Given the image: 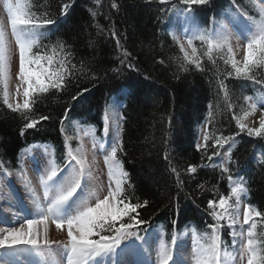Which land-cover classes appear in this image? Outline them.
Returning <instances> with one entry per match:
<instances>
[{"label": "snow or ice", "instance_id": "1", "mask_svg": "<svg viewBox=\"0 0 264 264\" xmlns=\"http://www.w3.org/2000/svg\"><path fill=\"white\" fill-rule=\"evenodd\" d=\"M157 2L162 6L171 5L161 8L162 15L182 18L184 22L183 34L187 47L179 35L171 33L174 43L182 53L180 70L188 71L189 66H192L198 71H205L203 57L206 56L211 64L216 65L213 55L215 52L220 53L219 59L226 69L230 68L226 70L225 77L218 80L217 85L218 94L223 93L226 102L229 100V92L224 83L225 78L244 79L264 85V79L257 78L259 71L264 70V0H248L258 16L251 15L244 3L230 0L229 9L222 13V18L217 19L213 14L206 27H201L196 22L194 6L210 5L211 0H178L181 7L174 0ZM3 7L6 21L0 19V97L8 109L21 114L24 123L20 128V135L23 136L27 130L36 129L41 121L50 119L47 115L38 118L29 115L38 99L53 91H65L78 78V74L87 72L93 80L100 77L87 69L83 61L79 67L73 63L71 46L64 41L58 39L55 43H42L48 39V26L56 25L57 19L48 13L37 15L31 11L29 0H3ZM69 7L68 3L62 5L61 17L68 14ZM111 7L118 8V4L113 2ZM92 15L95 17L96 13L93 12ZM233 29L237 48L243 52L242 59L236 58L232 45ZM111 35L116 36V33L112 31ZM241 39L244 41L242 44L239 43ZM197 40L202 46H206L202 56L198 55L194 43ZM117 46L120 47L118 39ZM14 49L18 51L16 79L19 83L16 85V95H21L22 88V103L10 102L9 81L12 79ZM131 55L127 49H122L119 64L135 68L129 60ZM159 62L164 63L163 60ZM120 71V67L111 69L116 74ZM87 91V88L78 91L71 96V101L78 102ZM244 99L250 101L248 110L243 111L242 116L235 113L232 116L239 132L235 135L212 136L205 130L203 144H197L198 150L203 148L207 153L208 142L213 141L212 147L216 150L207 155V160L212 162L213 168H220L222 178L227 174L229 192L227 195L217 194L215 199L207 201V207L203 211L213 222L208 223L203 232L195 226H188L192 237L190 264H264V232H257V218L264 220V212L244 202L248 191L247 181L242 175L234 176L233 169L228 166L236 164L231 155L236 135L245 133L248 137L264 138V114L259 119V127H249L243 122L256 111L257 104L264 105V89L259 97L247 96ZM227 107L231 110L233 105L227 103ZM69 111L71 105L65 108L60 118V132L65 137L62 163L58 162L54 147L44 149L47 164L43 171H40L39 162L33 158L42 195L37 194L22 167L17 170V175L30 193L33 210L24 215L13 213L12 221L0 217V223L6 225L0 227V264H189L179 251L175 231L169 240L162 229L159 232H150L148 228L142 227L150 224L141 215V210L148 208L149 201L139 198L133 200L127 194V188L132 185L130 174L121 159V155L127 153L121 138L123 117L117 98H113L110 104L106 101L103 112L105 135L109 131V125L114 126L111 143L101 142L93 131L94 126L85 127L83 136L79 129L75 136H68L64 121L68 118ZM211 115L209 112L210 117ZM205 127L207 128V124ZM84 136L91 137L93 153L99 150L103 154L108 183L106 194L102 196L100 192L104 190L103 185L90 183L99 179L94 177V171L98 170L94 169L97 161L95 155L89 161L84 148ZM73 139L78 141L75 148L71 144ZM225 145H228L226 159L217 164L213 157L219 156L220 149ZM164 159H169L167 152ZM206 166L201 164L199 167ZM196 170L197 166L192 165L186 169L189 173H195ZM171 172L175 174L178 187L182 186L180 172L175 167L171 168ZM0 173L8 177L12 175V171L2 161ZM198 187L203 188L204 185ZM175 207L178 214V203ZM176 223V220L172 221L173 227ZM52 225L58 231L66 230V239H50ZM245 225H248L246 229ZM225 226L231 230V246L221 235ZM153 251L155 259L152 258ZM129 256L135 259H125Z\"/></svg>", "mask_w": 264, "mask_h": 264}, {"label": "trees", "instance_id": "2", "mask_svg": "<svg viewBox=\"0 0 264 264\" xmlns=\"http://www.w3.org/2000/svg\"><path fill=\"white\" fill-rule=\"evenodd\" d=\"M113 2L118 8L111 7ZM174 2L181 7L178 0ZM238 2L244 3L251 15H257L248 0ZM29 3L31 11L37 15L48 13L57 19L56 25L48 26V39L42 43L64 41L71 46L72 62L79 67L83 61L85 67L100 78L93 80L87 72L78 74L65 91H53L38 99L29 115L35 118L47 115L50 119L41 121L36 129L27 130L23 136L20 135L24 123L21 114L8 109L0 97V161L10 171H16L21 156L31 148L54 147L56 158L62 163L65 137L60 132V118L65 108L71 105L64 121L68 136H74L76 127L94 126L96 137L101 139L105 102L110 104L117 98L123 117L121 138L127 153L121 155V159L132 185L131 188L126 186L127 194L133 200L149 201L141 215L150 224L142 227L150 232L162 229L169 240L173 231L177 235L191 234L188 226L203 232L207 224L213 222L203 211L207 201L215 199L217 194L227 195L229 182L227 174L222 178L220 168H213L212 162L207 160V155L216 150L212 147L213 141L209 140L207 153L203 148L197 149L199 130L204 126V132L207 130L212 136L235 135L239 129L232 119L233 114L242 116L243 111L248 110V101L244 98L259 97L264 85L225 78L229 92L226 102L223 93L218 94L217 85L230 68L226 69L219 59L220 53L215 52L216 65L203 57L205 71L192 66L188 71L180 70L182 53L169 33L173 16L161 13V8L171 7L170 4L162 6L157 0H29ZM64 3L70 7L68 14L61 17ZM229 5L230 0H211L210 5L194 6L196 22L201 27L208 26L209 18L215 14L221 19ZM112 31L116 36L111 35ZM194 43L198 55L202 56L206 46L198 40ZM122 49L132 54L129 60L135 68L119 64ZM161 60L164 63H160ZM115 67L121 68L119 74L111 72ZM257 78L264 79V70L259 71ZM84 88L88 91L78 102L71 101V96ZM227 103L233 105L231 110ZM257 108L264 114V105L257 104ZM71 144L75 145L74 140ZM200 144H203V136ZM226 148L228 145L223 149ZM165 152L168 160L164 159ZM231 155L236 161L228 165L233 169L232 174L242 175L247 181L244 202L264 212V138L248 137L245 133L236 135ZM213 161L219 164V156L213 157ZM201 164L207 166L199 167ZM190 165L197 166L195 173L186 171ZM172 167L180 172L182 186L178 187ZM173 220L177 222L175 227ZM230 231L227 226L221 231L229 246ZM257 232H264L261 218H257Z\"/></svg>", "mask_w": 264, "mask_h": 264}, {"label": "rangeland", "instance_id": "3", "mask_svg": "<svg viewBox=\"0 0 264 264\" xmlns=\"http://www.w3.org/2000/svg\"><path fill=\"white\" fill-rule=\"evenodd\" d=\"M173 18L174 19L171 24V29H172L171 31L179 35L181 41L184 42L185 47H187L186 40L183 34L184 28L179 26V22L181 23L182 20L181 18H177L175 16H173ZM0 19H4L6 21V11L3 7V0H0ZM233 33L234 34L232 37V45H233L234 50L236 51V58L242 59L243 52L242 50L237 48V39H236L234 30H233ZM239 43L241 44L244 43L243 39H241ZM189 52H190V49H189ZM17 71H18V51L14 49V54H13V59H12V68H11L12 79L9 81L10 102L22 103L23 102V96H22L23 89L22 88L20 89L21 95L19 96L16 95V85L19 83V81L16 79ZM249 103L250 102L248 101L247 105ZM262 114H263L262 112H259V110L256 109V111L250 114L243 122L246 123L249 127H259V119ZM78 129H79L80 135L83 136L84 129L78 128V127H76L75 129L76 131H74V136L77 134ZM203 133H204V128L201 127L199 130V138H198L197 144H200ZM113 134H114V126L110 124L107 135H105V132H104V137H105L104 141L111 143L113 139ZM73 140H74L75 145L72 147L75 148L77 146L78 141L75 139ZM83 141H84V148L88 153L89 161L92 160L93 155H95V158L97 161V164L94 165V169H98V170L94 171V177H98L99 179L98 180L94 179L93 181H90V183L92 184L98 183V184L103 185L104 190L100 192V195L102 196L106 194V188H107V183H108L106 168L103 163V154L99 150L93 153L91 137L84 136ZM227 149L228 148H226V150ZM226 150L225 149L221 150L220 155H219V163L221 162V160L226 159L225 157ZM33 158H35V160L39 162L40 171H43V168L47 164V157L44 153V150L35 149V148H32L31 150L25 152L21 156L20 158L21 163L17 170H19L22 167L24 174L31 180L32 186L35 188L37 194L42 195V189L40 188V185L38 182V171L34 169ZM17 170L12 171L11 177L4 175L2 178H0V217H5L7 219L8 217H10V213L12 211L6 202L11 201L12 197L14 199V195L12 194H15L16 198L18 199L17 201L21 203V206L23 207V210L25 211V213L29 210H33V204H32V199L30 197V193L26 190L24 183L22 182L21 178L17 175ZM242 211H243V208L241 207V216H240L241 223L243 219ZM12 220L13 218L11 219L10 217V221ZM4 226L6 225H4L3 223H0V227H4ZM244 227L246 229L248 225H245ZM237 230H239V224L237 225ZM50 239H53V240L66 239V230L62 232V231L56 230L54 225L50 226ZM178 245H179V251L181 255L185 259H187L190 264L191 250H192L191 235L188 233H183L180 241H178ZM152 258L155 259L154 251H153ZM134 259H135L134 257H131V260H134Z\"/></svg>", "mask_w": 264, "mask_h": 264}, {"label": "bare ground", "instance_id": "4", "mask_svg": "<svg viewBox=\"0 0 264 264\" xmlns=\"http://www.w3.org/2000/svg\"><path fill=\"white\" fill-rule=\"evenodd\" d=\"M2 194H4V193H2ZM17 200H18L17 198L14 197V199H13V197H12V200L10 202L12 204H14V207L16 208V210L18 209L17 211L19 212V211H21V206H19V201H17ZM20 215H22V214L20 213Z\"/></svg>", "mask_w": 264, "mask_h": 264}]
</instances>
